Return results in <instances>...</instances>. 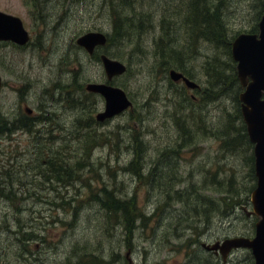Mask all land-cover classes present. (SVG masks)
I'll return each mask as SVG.
<instances>
[{
  "label": "rangeland",
  "instance_id": "rangeland-1",
  "mask_svg": "<svg viewBox=\"0 0 264 264\" xmlns=\"http://www.w3.org/2000/svg\"><path fill=\"white\" fill-rule=\"evenodd\" d=\"M149 1L156 28L141 34L138 48L145 55L133 50V42L120 41L98 47L93 56L76 38L91 29L111 31L112 14L104 0H0V9L19 15L31 34L23 44L0 40V120L11 128L0 133V264H220L202 243L249 236L253 230L257 218L243 209L252 210L256 185L253 143L247 133L241 141L229 134L231 145L223 138L228 113L233 117L240 107L233 97L240 83L228 88L229 80L215 75L226 61L236 68V60L231 50L208 41L195 50L185 47L192 29L177 23L188 18L185 0ZM213 2H221L223 23L233 38L258 31L263 0ZM161 17L173 20V40L158 50L153 37ZM154 48L179 57L200 87L171 82L169 68L160 70L153 58ZM108 50L127 65L126 74L111 82L134 104L98 120L105 99L85 85L107 81L99 55ZM23 115L29 116V130L15 127ZM136 149L141 171L135 172L129 164ZM87 150L89 162L73 185L36 178L47 155L65 156L64 162L76 166ZM196 185L200 188L193 190ZM102 187L119 199L136 197L134 210L146 219L132 213L129 233L123 211L86 201ZM168 193L175 197L167 201ZM17 219L25 226L23 234ZM246 256L243 250L233 252L229 264H248Z\"/></svg>",
  "mask_w": 264,
  "mask_h": 264
},
{
  "label": "trees",
  "instance_id": "trees-1",
  "mask_svg": "<svg viewBox=\"0 0 264 264\" xmlns=\"http://www.w3.org/2000/svg\"><path fill=\"white\" fill-rule=\"evenodd\" d=\"M35 1L39 3V0H35ZM104 2L106 3L108 11H110V13L112 14V18H111L112 29L111 31H108L106 33L107 42L102 46H106L113 42H120V41L133 42L134 43L133 50H137L139 51L140 54L145 55L146 53L145 49H143L142 47L138 48V46H141L139 43L141 34L146 29L156 28L153 25V18L155 17V12L151 8L150 1L149 0H104ZM183 10H184V14L185 12H187L188 18L186 21H183L185 18L184 16L183 20L177 23L181 25L182 22H185L186 25L188 24V28L192 29L186 35V40L188 39L189 44L186 43L185 47H187L190 50H195V45H200L201 41L204 40V41H208L213 46L218 47L222 50L225 51L231 50V41L233 39V35L230 36V34H228L227 28L223 23L224 14L221 9V2L214 3L213 0H185ZM172 21L173 20H169V18L167 17L160 18L159 27L157 28L158 34L153 37V43L155 46L158 45V50L159 48L161 50V46H166L167 42L173 40L171 34L169 33L171 28L170 22ZM143 23H148V24H143ZM156 48H154V51L152 52V56L154 60L160 63V68H159L160 70L167 72L168 68L170 70V68L177 69L178 67L185 74L191 75V72L189 70H184L182 67V63L177 61L179 57L174 58L175 62H172V60L174 59H172L169 56L170 54L169 55L165 54L169 52L162 50L163 53L157 54L159 51L156 50ZM107 54H110L111 56L112 55L116 56L110 50L107 51ZM92 55L95 56L96 52H94ZM223 66L226 68H224V70H218L219 73L218 74L215 73V75L218 77V80H221L223 82L225 79H228L229 84L227 85V87L231 88L232 85L235 86V84H237L238 82L235 65L229 61H226ZM124 74H126V72H124ZM169 79L171 82L173 81L171 77ZM122 84L125 86L124 83ZM240 88H242L241 85ZM91 93L94 94V92ZM233 97L234 99L236 98L237 100H239L237 95V90H235V94L233 95ZM133 104L134 103L132 102V106ZM132 106L130 108H132ZM138 115L139 112L135 114V116ZM228 116L229 117L226 125L228 126L229 131L226 132V136H224L223 138L226 145H231V142L234 141L233 138L235 136H237L241 141L242 140L241 137H243L242 135L246 136L247 132H246V125L243 124L241 127L235 120L236 118H240L242 120L240 107L236 106V109H234V114H233L234 119L232 117V112L228 113ZM28 117L29 116L27 115H23L20 118L19 123L15 127L17 126L22 127L23 129L26 130L31 129V125ZM8 125L9 122L6 119L2 118L0 120V133L4 132L5 130L6 131L11 130V128ZM11 125L13 127L15 123H12ZM235 129L240 130V133L238 135L236 134L239 131H233ZM229 134L230 136L234 135V137L227 139ZM138 139L135 140L136 142L135 145H138V143H140L139 141L140 139L139 140ZM89 158H90V150H87L84 159L81 162L77 163V165L75 166V165H69V163L67 164V162H64L65 156L60 155V159H59L58 154L51 153L49 156L48 155L46 156V161L44 165L46 167L42 169L39 168L36 178H38L39 182L42 183L46 181V182H60L63 183L64 185H69V184L73 185V183L76 180L81 179L82 173L80 171L84 167V164L89 162L88 161ZM42 161L44 162V160ZM130 165L133 166V170L135 172L137 170H140L139 151L137 149L134 150V159L130 162L129 169H131ZM145 182L146 183L148 182L147 177L145 179ZM197 188L200 187L196 185L195 188H193V190ZM229 188L234 192L235 186L234 184H232V181L229 183ZM178 192L181 191H177L176 193ZM174 197H175V193H168L167 201ZM86 201L87 202L97 201L99 202L101 208L103 207L110 211L111 210L116 211L118 209H120V211H123L125 213V222L127 228L126 230L129 233L132 229V223L130 221L131 219H133L137 215H141L143 216V219H146L143 212H138L134 210L137 208L136 197H131L128 199L127 198L119 199L116 196L114 190H107L106 188L102 187L100 189V192H97V190L91 191ZM223 203L226 204L224 199H223ZM132 213L135 216L132 215ZM110 216H113L112 213ZM17 221L19 222L18 219ZM24 228H25L24 224H20L19 222L18 230H21L22 234L24 233L23 232ZM28 235L31 234L28 233ZM99 264H104V263H99Z\"/></svg>",
  "mask_w": 264,
  "mask_h": 264
},
{
  "label": "water",
  "instance_id": "water-1",
  "mask_svg": "<svg viewBox=\"0 0 264 264\" xmlns=\"http://www.w3.org/2000/svg\"><path fill=\"white\" fill-rule=\"evenodd\" d=\"M30 38L21 17L0 9V40H10L19 44ZM107 42L106 32L98 29L87 30L79 34L76 43L92 54L97 46ZM231 53L236 60V71L242 89L238 93L240 108L246 124L249 139L253 142L254 172L256 185L251 191L252 213L258 217L253 238L235 236L217 241L210 249H218L225 259L227 252L234 247L252 249L256 264H264V0L263 10L258 22L257 32H240L232 40ZM104 66L107 81H88L87 90L103 95L104 109L96 113L98 120L112 117L132 106L126 90L111 83L115 75L126 71L127 65L122 60L105 52L99 55ZM169 76L183 82L191 88L199 85L197 81L185 75L181 70L170 68ZM2 77L0 74V87ZM25 110L31 112L29 106ZM249 215V211L247 212Z\"/></svg>",
  "mask_w": 264,
  "mask_h": 264
},
{
  "label": "flooded vegetation",
  "instance_id": "flooded-vegetation-1",
  "mask_svg": "<svg viewBox=\"0 0 264 264\" xmlns=\"http://www.w3.org/2000/svg\"><path fill=\"white\" fill-rule=\"evenodd\" d=\"M99 46H97V48H98ZM183 72V71H182ZM184 73V72H183ZM185 74V73H184ZM185 75H187V74H185ZM188 76V75H187ZM177 81H182L183 82V80L182 79H179V80H177ZM200 87V85H198V86H196V87H194L195 89H198ZM193 89V88H192ZM193 97H194V95H193ZM24 109H25V107H24ZM25 112L28 114V115H30V113L31 112H28V111H26L25 110ZM249 210H247V212H248ZM248 215V214H247ZM248 216H255L257 219L256 220H258V217L255 215V214H253L252 213V210H250L249 211V215ZM256 223V222H255ZM254 235H255V224H254V228H253V230L251 231V232H249V236H245V237H249V238H253L254 237ZM239 236H244V235H239ZM217 241H220V240H216V241H214V243L215 242H217ZM214 243H210V244H207V243H202V248H204V249H206L208 252H210V253H212V255L213 256H215V257H217V258H219V263L220 264H229V259H230V255L233 253V252H236V251H241V250H243V251H246L247 252V256H246V262L248 261V264H256V259H255V257H254V255H253V252H252V249H247V248H243V247H236V248H233V249H231V250H229L228 252H227V256H226V258L224 259L223 258V256L221 255V251L220 250H218V249H210V248H208V247H210L211 245H213Z\"/></svg>",
  "mask_w": 264,
  "mask_h": 264
}]
</instances>
